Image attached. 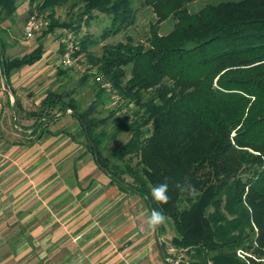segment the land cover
I'll return each instance as SVG.
<instances>
[{"label":"trees","instance_id":"1","mask_svg":"<svg viewBox=\"0 0 264 264\" xmlns=\"http://www.w3.org/2000/svg\"><path fill=\"white\" fill-rule=\"evenodd\" d=\"M68 1L38 3V13L47 10L42 35L62 27L77 31L94 12L109 16L110 24L98 39L81 37L73 55L85 65L77 81L81 91L46 90L28 112L32 133L69 109L110 181L172 221L171 249L184 256L179 264H264V0H217L194 11L188 4L196 0H142L155 17L144 38L126 35L99 53L90 47L135 24L133 0H73L69 8L78 12L66 22L55 8ZM18 5L0 0V21L13 19ZM168 19L173 25L162 33ZM3 32L0 27V67L9 80L11 70L40 60L44 45L9 57ZM73 70L62 66L56 74L69 80ZM86 88L93 99L81 107L76 95L83 97ZM109 96L113 108L104 103ZM124 132L128 138L110 162L103 150ZM166 178L170 200L161 204L151 187ZM177 183L194 191H180Z\"/></svg>","mask_w":264,"mask_h":264},{"label":"crops","instance_id":"2","mask_svg":"<svg viewBox=\"0 0 264 264\" xmlns=\"http://www.w3.org/2000/svg\"><path fill=\"white\" fill-rule=\"evenodd\" d=\"M5 47L11 48L6 42ZM50 51L39 60L45 69L54 63ZM39 63L10 71L18 98L34 81L29 75ZM10 97L0 67V264H170L158 229H148L146 200L121 190L84 156L78 121L62 126L64 132L57 133L60 127L45 132L38 148L3 141L2 131L9 129V136H21L8 127ZM69 116L75 119L65 113L53 122ZM68 132L75 141L68 142Z\"/></svg>","mask_w":264,"mask_h":264},{"label":"rangeland","instance_id":"3","mask_svg":"<svg viewBox=\"0 0 264 264\" xmlns=\"http://www.w3.org/2000/svg\"><path fill=\"white\" fill-rule=\"evenodd\" d=\"M19 5L17 8V11L13 15V19H7L5 20L6 26V32L1 33L2 39L6 42L7 46L10 45L11 48L5 47V52L9 54H23L28 53L31 50H33L36 46H38L40 43H43L44 45V51L42 53L41 59H43L44 53L46 51V48H51L52 51L48 54V57H50V61L52 58L54 59V63L52 64L51 68L45 69L42 64L44 62H40L39 65L35 68V71H33L29 76H34V81L28 84L27 88L24 91L25 93L19 94V98L21 101H19V98L16 96L20 107L15 108V100H14V94H10V100L12 101L8 108V115H9V125L8 127H11V131H17L21 134V136H9L8 132H10V129L7 131H2V137L5 139L3 141L9 142L10 145H12V141L15 140V143L13 145H18V147H32V148H38V144H40V140L42 139L41 136L45 134V132H50L51 134L55 133L56 130H50L57 127H67L68 124H72L73 122H76L77 120L71 118L70 116L62 120H58L53 122L56 118L64 116L65 113H57L56 116L51 118L49 121L44 120L43 124L40 128L37 129V133L33 132L34 126V118L31 117L28 112L30 110H34L38 107L40 99L43 97L44 93L48 89H59L60 86L63 87V89L70 90V89H76L78 92L81 91V88L78 87L77 81L78 77L80 76L81 70L84 69L85 65L82 63H79V67H73V71L71 72L70 79H66L64 77L57 76L56 70L58 67H62L61 65V53H60V47L63 46V38L64 33L63 30H69L72 31L73 34L76 36V39L80 41L81 37L84 35H88L91 38H99V34L101 33L102 29L110 24V18L107 15L94 12L93 17L87 21V23H82L80 28L76 31L72 28L62 27V28H56L53 33L48 35H42V29L41 31L35 33L31 37H27L23 34V25L26 19L32 15H43L46 17L47 10L42 11L41 13H38L36 10V6L38 3H40L42 0H32L31 3L30 0H18ZM217 0H196L190 4H188V8L191 11L197 10L200 6L207 2H213ZM73 0H69L66 4L56 7L55 8V14L57 17H59V20H64L66 22L70 21V18L73 17L75 19V15L78 12L77 6H73L72 8H69ZM142 0H133V4L136 8V21L133 26H131L127 31L123 33H119L116 36L109 37L106 40H100L97 44L90 47L91 50L99 53L101 50V47L105 43H114L119 40L125 39V36H131L134 40H141L144 38L145 33L148 28V23L152 20H154V14L150 7L143 6L141 4ZM29 9L32 10L31 13H29ZM48 20V18H46ZM173 20L168 19V21H164L161 23V32L166 33L169 29H171L173 25ZM3 21H0V27ZM13 37V38H12ZM21 40V41H19ZM21 44V45H20ZM12 52V53H10ZM14 52V53H13ZM36 63V62H35ZM37 71L41 72L40 75H36ZM8 83V90L12 92V85L9 80H7ZM10 88V89H9ZM14 91V90H13ZM84 93L83 97L76 95V98L80 100L81 107H84L88 105V103L93 99V91L88 90L87 88L82 90ZM113 97H105L104 103L108 108L115 107L116 104H114V100H112ZM117 107V106H116ZM130 109H133V105H129ZM66 113H70V110H66ZM121 114V112H119ZM6 129V128H5ZM43 130L42 132L40 130ZM66 130L65 128H61L57 133H60L61 131L64 132ZM70 136L65 135L68 142L75 141L76 136L75 134ZM12 134V133H11ZM27 135V136H26ZM8 138V139H6ZM128 138L127 132L122 133L118 136L117 139L114 141H110L103 150V155L107 156L111 161L114 160V156L112 155L113 149L119 147L122 145L125 140ZM2 141V142H3ZM85 142V141H84ZM85 146V145H84ZM86 149V146H85ZM84 156H86L89 160L92 162L94 158L93 155L86 149V152L83 153ZM127 180H130L128 176H125ZM142 199L145 200L144 197ZM146 204L147 209V202L144 201ZM148 213L151 214V211L148 209ZM175 234V230L172 224V221L170 219H167L166 223L163 224V230L162 233H159L160 236V242L164 246V250L168 252V257L170 258L168 263L170 264H177L180 257H184L182 255V252L177 249H171V243L170 239Z\"/></svg>","mask_w":264,"mask_h":264},{"label":"built area","instance_id":"4","mask_svg":"<svg viewBox=\"0 0 264 264\" xmlns=\"http://www.w3.org/2000/svg\"><path fill=\"white\" fill-rule=\"evenodd\" d=\"M48 24V20L43 15L32 14L30 15L23 25V34L27 37L33 36L35 33L41 31ZM63 52L61 54V65L63 67H79L78 61L74 58V52L79 49V41L72 31L63 30ZM101 80V77H97ZM102 87L108 88L105 83ZM177 264H179L177 262Z\"/></svg>","mask_w":264,"mask_h":264},{"label":"clouds","instance_id":"5","mask_svg":"<svg viewBox=\"0 0 264 264\" xmlns=\"http://www.w3.org/2000/svg\"><path fill=\"white\" fill-rule=\"evenodd\" d=\"M175 187L180 191H194V187L190 184L177 183ZM168 193L169 184L167 182V178L165 182L151 187L152 198L161 204H167L170 200V196ZM167 219L168 217L164 214L163 210L153 209L146 221L148 229L152 231L156 230L159 226L165 224Z\"/></svg>","mask_w":264,"mask_h":264},{"label":"water","instance_id":"6","mask_svg":"<svg viewBox=\"0 0 264 264\" xmlns=\"http://www.w3.org/2000/svg\"><path fill=\"white\" fill-rule=\"evenodd\" d=\"M2 71H3V74H4V76L6 77V74H5V72H4V69H3V67H2ZM6 81H7V78H6ZM7 85H8V83H7ZM10 89V88H9ZM10 94L11 95H13V92H11V89H10ZM67 110H69V109H67ZM100 169H101V167H100ZM101 170H103V169H101ZM149 208H151V206L149 205ZM158 229V228H157Z\"/></svg>","mask_w":264,"mask_h":264}]
</instances>
